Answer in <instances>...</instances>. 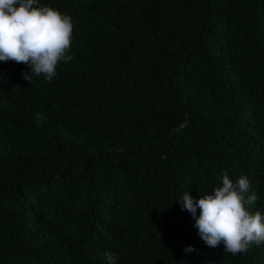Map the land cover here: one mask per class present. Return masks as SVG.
I'll use <instances>...</instances> for the list:
<instances>
[{
    "label": "trees",
    "instance_id": "16d2710c",
    "mask_svg": "<svg viewBox=\"0 0 264 264\" xmlns=\"http://www.w3.org/2000/svg\"><path fill=\"white\" fill-rule=\"evenodd\" d=\"M36 6L72 18L73 59L31 83L0 61V264H264L178 202L227 171L264 213V0Z\"/></svg>",
    "mask_w": 264,
    "mask_h": 264
},
{
    "label": "clouds",
    "instance_id": "9594fccd",
    "mask_svg": "<svg viewBox=\"0 0 264 264\" xmlns=\"http://www.w3.org/2000/svg\"><path fill=\"white\" fill-rule=\"evenodd\" d=\"M38 0H0V61L23 63L29 69L23 78L31 83L34 76L43 75L51 81L59 62L73 59L71 50L73 22L50 6H36ZM211 194L194 200L188 192L178 199L182 210L191 213L194 227L209 247L223 243L224 252H246L254 242H264V213L251 211L257 201L250 193L251 181L241 175L235 182L223 171ZM200 210L197 215V210ZM196 251L192 246L185 253ZM108 264H117L112 252H105Z\"/></svg>",
    "mask_w": 264,
    "mask_h": 264
}]
</instances>
